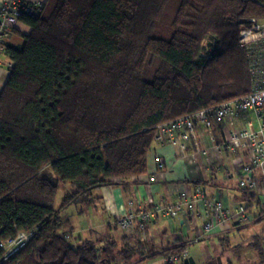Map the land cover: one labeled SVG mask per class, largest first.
Wrapping results in <instances>:
<instances>
[{
    "label": "trees",
    "instance_id": "obj_1",
    "mask_svg": "<svg viewBox=\"0 0 264 264\" xmlns=\"http://www.w3.org/2000/svg\"><path fill=\"white\" fill-rule=\"evenodd\" d=\"M252 19L264 23V0H45L40 15H22L31 32L22 46L7 40L13 67L0 92V242L35 234L10 256L0 247V264L141 258L139 244L73 242L63 211L145 174L160 124L260 84L264 37L240 42Z\"/></svg>",
    "mask_w": 264,
    "mask_h": 264
},
{
    "label": "crops",
    "instance_id": "obj_2",
    "mask_svg": "<svg viewBox=\"0 0 264 264\" xmlns=\"http://www.w3.org/2000/svg\"><path fill=\"white\" fill-rule=\"evenodd\" d=\"M4 3L5 0H0V9ZM30 32L31 29L28 25L19 22L9 38V43L22 46L24 36ZM0 58L2 60L0 63L1 92L9 76V69L6 67L9 58L6 53H3ZM232 121L233 127L241 128L248 122H252L254 127L259 126V121L252 111ZM200 130L199 132H201ZM215 131L214 133L220 140L221 135L218 129L216 128ZM202 135L203 146L208 151L207 157L199 155L195 161L191 155L195 150L192 143L188 144L187 152L183 153L179 147L170 142L155 141L148 154L145 174L124 184L107 185L94 189L92 196L95 199L86 201L83 207L75 204L67 206L63 212L66 211L73 226L74 241L80 242L96 237L95 240L99 239L100 244L103 243L101 240L115 241L118 248L125 242L130 245H142L144 255L141 258L133 259L129 264H168L167 256L163 254L165 250L180 244H185L188 247L193 243L204 242H212L214 250L208 256L207 261H203L200 254H190L194 258L195 264H264V254H262L264 242L261 236L257 234L250 239H242L238 236L243 229H247L249 223L240 226L238 223L230 222L226 227H216L213 231L205 232L203 228L205 218L200 214L203 208L201 203H197L196 211L188 214L185 218L169 219L158 215L156 219L145 221L143 225L141 220L137 219L135 228L129 232L122 231L116 224L117 218L132 208L130 203H133L134 209L148 208L152 201L161 204L174 203L183 191H187L190 196L200 190L209 199L220 197L224 204L232 209H236L239 204L247 206L246 203L241 202L238 176L233 169L234 155L219 152L206 132ZM159 158L165 161L167 167L161 172L156 170ZM153 172H156V181L151 183L149 177ZM235 176L237 177L236 181ZM255 197L254 206L248 208L249 213L251 208H256L257 211L256 215H251V223L264 218V194ZM70 207L73 208L71 211L75 214L67 213V209ZM254 215L256 219H254ZM82 217L87 218L85 222L82 221ZM77 227L79 230L76 229ZM226 235L231 238L227 245L222 240ZM260 245L263 252L258 250ZM117 264H122V261L118 260ZM174 264H185V260L176 261Z\"/></svg>",
    "mask_w": 264,
    "mask_h": 264
},
{
    "label": "built area",
    "instance_id": "obj_3",
    "mask_svg": "<svg viewBox=\"0 0 264 264\" xmlns=\"http://www.w3.org/2000/svg\"><path fill=\"white\" fill-rule=\"evenodd\" d=\"M45 7V0H5L0 9V57L5 53V45L11 31L19 23L22 15L35 17L41 14ZM264 32V23L252 19V25L241 32L240 42L246 44L252 40L262 38L259 33ZM0 58V63H1ZM6 67H13L9 59ZM258 72V71H257ZM257 75L263 77L259 85L249 94L227 100L212 109H203L197 113L185 115L158 126L155 140L160 143L170 142L179 147L183 153L187 152L188 144L192 143L195 150L191 155L198 159L199 155L207 157V148L203 146V135H208L219 152L233 154V169L238 176L239 188L254 194H264V70ZM252 111L259 126L254 127L248 122L244 127H233V119ZM216 128L220 133V140L216 136ZM199 129H201L199 132ZM205 131V132H204ZM166 167L165 161L159 158L157 172ZM149 181H156V172L151 173ZM197 203L202 204L200 214L205 218L203 226L205 232L213 231L216 227H226L230 222L240 226L248 224L252 217L247 211V206L239 204L236 209L227 207L220 197L207 198L200 190L190 196L187 191L181 192L178 200L174 203H158L152 201L148 208H133L127 210L116 220L118 227L129 232L135 228L137 219L142 225L145 221H151L161 215L173 219L185 218L188 214L196 211ZM35 230L19 232L15 238L0 242V247L6 250L10 256L22 247L34 236ZM190 256L188 247L179 253L167 256L168 262L185 260Z\"/></svg>",
    "mask_w": 264,
    "mask_h": 264
},
{
    "label": "rangeland",
    "instance_id": "obj_4",
    "mask_svg": "<svg viewBox=\"0 0 264 264\" xmlns=\"http://www.w3.org/2000/svg\"><path fill=\"white\" fill-rule=\"evenodd\" d=\"M259 35L260 36L262 35V37H264V32H260ZM233 99H235V98H233ZM218 176H220V175L218 174ZM235 178H236L235 179V181H236L237 177L235 176ZM68 188H69L68 185H65V186L60 188V190L57 194V197H56V206L57 207H59L61 205L62 198H63V196H64V194ZM248 193H250V192H248ZM72 209H73L72 207L67 209V213L70 215L75 214L71 211ZM257 210H258V208H257ZM247 211L249 212V209ZM250 211H251L249 214L250 216L253 214H255V215L257 214L256 208H251ZM255 211H256V213H255ZM64 215L67 216L66 211L64 212ZM77 215L79 216L78 213H77ZM255 215L253 216L254 219H256ZM98 218L100 219L101 217H98ZM81 219H82V221L85 222V220L87 218L82 217ZM76 229L79 230L78 227ZM121 233H123V232L121 231ZM257 234H259V236H261V238L263 239V242H264V218L260 219V221L257 220V221H254L252 223L249 222L247 229H243L242 232L238 234V236H239V238H242V239H250V238H253V236L257 235ZM93 238H94L93 240L96 239V237H93ZM72 241L74 242V237H72ZM119 248H120V246H119ZM213 248L214 247H213L212 242L193 243V244L188 245V249L190 251V254H192V255L200 254V256L203 258L202 259L203 261L208 260V256L211 255L213 250H214ZM196 258H198V257L196 256Z\"/></svg>",
    "mask_w": 264,
    "mask_h": 264
},
{
    "label": "water",
    "instance_id": "obj_5",
    "mask_svg": "<svg viewBox=\"0 0 264 264\" xmlns=\"http://www.w3.org/2000/svg\"><path fill=\"white\" fill-rule=\"evenodd\" d=\"M185 264H195L194 258L189 256L187 259H185Z\"/></svg>",
    "mask_w": 264,
    "mask_h": 264
}]
</instances>
